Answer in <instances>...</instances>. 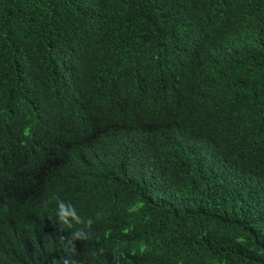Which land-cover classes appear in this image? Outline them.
<instances>
[{"label": "trees", "instance_id": "obj_1", "mask_svg": "<svg viewBox=\"0 0 264 264\" xmlns=\"http://www.w3.org/2000/svg\"><path fill=\"white\" fill-rule=\"evenodd\" d=\"M0 264H264V0H0Z\"/></svg>", "mask_w": 264, "mask_h": 264}, {"label": "clouds", "instance_id": "obj_2", "mask_svg": "<svg viewBox=\"0 0 264 264\" xmlns=\"http://www.w3.org/2000/svg\"><path fill=\"white\" fill-rule=\"evenodd\" d=\"M57 203H58V208H57L56 213L59 219L67 227L69 226L68 218L73 217L75 219L76 218L75 213L73 212L72 207L70 205L66 206L65 203L62 201H57ZM60 239H63V237H60Z\"/></svg>", "mask_w": 264, "mask_h": 264}]
</instances>
